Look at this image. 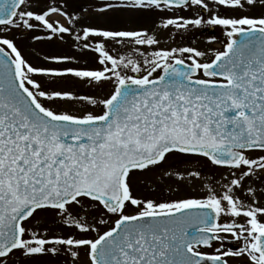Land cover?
I'll use <instances>...</instances> for the list:
<instances>
[{"label":"snow or ice","instance_id":"6c2138e0","mask_svg":"<svg viewBox=\"0 0 264 264\" xmlns=\"http://www.w3.org/2000/svg\"><path fill=\"white\" fill-rule=\"evenodd\" d=\"M257 9L264 0H0V264H264ZM117 12L157 19L101 26ZM195 29H219L206 42L222 48L172 46ZM18 34L77 51L34 64ZM177 156L222 171H167ZM156 172L204 194L138 195Z\"/></svg>","mask_w":264,"mask_h":264},{"label":"rangeland","instance_id":"374dc122","mask_svg":"<svg viewBox=\"0 0 264 264\" xmlns=\"http://www.w3.org/2000/svg\"><path fill=\"white\" fill-rule=\"evenodd\" d=\"M81 0H69V4L73 7H76ZM264 10L257 9L254 12L248 14L259 15ZM166 15V14H164ZM183 15H191L189 12L183 13ZM157 19L155 15L149 16H140L139 14L132 12H117L113 13L112 16L107 21H101V26L110 27L113 29L129 28L135 29L140 27L152 28L153 22ZM209 29H195L190 33H186L183 36H177L175 43L172 46L176 45H185L190 44L191 46L198 47L201 49L207 48H222V45L217 42L214 44H208L207 38L210 35H216L223 40L224 37L222 32L219 29H215L212 32H207ZM19 44L23 48L24 55L34 64H39L43 61L45 55H56V54H76L75 49L70 48L69 43H49L47 41H31L21 34H18ZM163 43L161 46H168L171 42L167 40V33L162 35ZM81 65H85V58L80 59ZM87 67H99L98 64L89 63L86 64ZM72 86V85H68ZM80 94H92L96 96H104L110 90L109 86L105 89H92L82 84H77L74 86ZM79 107V106H77ZM165 169L170 172H182L187 174L188 170L199 169L204 176L219 175V171L214 169L210 164H207L204 161L197 163L195 159L185 160L181 156H177L169 160L168 164L165 165ZM134 189L138 195H143L150 198L156 199H176L187 196H199L204 194V189L201 186L199 180H190L186 179L181 181L177 176H166L162 172H156L150 174L147 178H138L134 182ZM46 223L50 224L52 227H55L52 224L50 218H45ZM42 226H44L42 224ZM94 235V234H92Z\"/></svg>","mask_w":264,"mask_h":264},{"label":"flooded vegetation","instance_id":"af4514ba","mask_svg":"<svg viewBox=\"0 0 264 264\" xmlns=\"http://www.w3.org/2000/svg\"><path fill=\"white\" fill-rule=\"evenodd\" d=\"M22 36H23V34H21ZM24 37V36H23ZM17 42H19L18 40H17ZM19 44V43H18ZM19 47L21 48V50L23 51V48H22V46L19 44ZM24 53V52H23ZM26 56V55H25Z\"/></svg>","mask_w":264,"mask_h":264}]
</instances>
